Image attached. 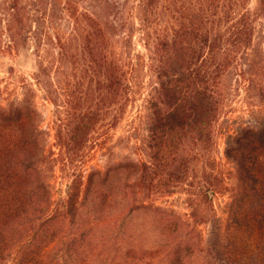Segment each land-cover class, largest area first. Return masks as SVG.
Listing matches in <instances>:
<instances>
[{
  "label": "trees",
  "instance_id": "1",
  "mask_svg": "<svg viewBox=\"0 0 264 264\" xmlns=\"http://www.w3.org/2000/svg\"><path fill=\"white\" fill-rule=\"evenodd\" d=\"M79 1L62 7L74 24L63 37L51 31L60 0L0 5V58L41 33L59 47L45 57L39 50L34 75L56 109L51 123L43 126L33 84L23 81L20 97L0 95V264H233L213 205L231 189L197 170L233 86L252 115L226 156L237 166L236 207L260 202L253 219L264 264V0H85L84 12ZM136 33L146 56L133 55ZM138 96L143 111L123 138L138 157L90 166L97 139ZM177 193L187 196L191 226L210 227L205 241L181 233L185 221L152 199ZM135 213L155 216L165 245L137 243Z\"/></svg>",
  "mask_w": 264,
  "mask_h": 264
},
{
  "label": "rangeland",
  "instance_id": "2",
  "mask_svg": "<svg viewBox=\"0 0 264 264\" xmlns=\"http://www.w3.org/2000/svg\"><path fill=\"white\" fill-rule=\"evenodd\" d=\"M66 1L67 0H60L61 7H58L56 19H53L54 26L52 25L51 27L52 33H59L62 37L70 35L74 28V24L68 18L67 10L64 12L62 8L67 7ZM85 2V0H80L74 6H79V11L84 12L87 7ZM5 3L6 0H0V5H4ZM255 5L256 0H253L252 7H255ZM47 26L51 25L29 24L27 29L41 32L45 30ZM37 38H41V41L37 40L30 42L27 47L21 48L18 56H5L0 58V95H2V98H5L13 93L20 97L22 93V82L25 81L29 83V85L33 84L34 86H32V88L38 90L36 91L35 98L37 108L42 115L43 126L46 127L56 118L57 113L55 107L45 100V93L36 87L34 75L37 73V53H39L40 50V55L45 57L47 56L48 50L51 49L53 53H56L59 51V47L56 45L52 47L49 38L42 33ZM54 41L56 42V40ZM75 44V42L69 44V52L74 48ZM131 49L134 56L137 54L143 56L147 55L143 40L139 33L135 34ZM56 67L57 66H54V71ZM11 78H13V81ZM144 81L145 83L149 81L147 76H145ZM142 93L146 94V91ZM231 93L232 95L226 100L222 108L221 119L218 122L217 133L215 135V145L212 149L205 152L203 159L199 165H197V170L205 169L210 174H213L214 177L219 176L224 180L226 187L229 188V190L231 189L229 192L216 194L213 203L214 210L221 220L220 224L224 231L223 245L225 244L227 247L226 253L228 251V255H225V257H228L233 264H260L263 259L259 256L257 251L260 245H263V238L259 226L253 219L259 212L258 209L260 208L258 206L260 202L258 199H246L244 207H236L237 196L234 194V190H238L239 187L237 166L235 163L229 161L226 156L227 143H230V139L235 135V130L239 124L251 118L252 110L245 102V93L242 89L238 92L236 86H233ZM143 105V96H138L130 105L125 118L117 127L109 131L108 137L103 134L97 139L94 150L88 158L90 166H97L103 169L105 166L103 161L109 156L110 160L118 159V161L122 157L128 155H131L133 158L138 157L136 145L132 143L128 145V141H126V139L123 140V138L127 132L129 133L132 129L130 127L131 123L142 113L143 110L141 109ZM225 129L230 130V132L226 134ZM239 191L242 193L241 190ZM152 199H155L154 204L156 206L164 211L167 210V214L175 212L185 221L186 225L181 229V233L192 235V237L199 242L207 239L210 229L208 225L194 229L191 223L187 221L189 210L187 208V196L185 194L177 193L173 196ZM154 218L155 216L151 218V214L135 213L134 219L136 227L130 229V231H132V234L134 233L133 237L137 238V243L139 242L147 245H156L159 243L160 245H165L164 243L166 242L160 237V232L153 226ZM145 222H147V226L144 224ZM124 230L127 231V229ZM198 259H200V257Z\"/></svg>",
  "mask_w": 264,
  "mask_h": 264
}]
</instances>
